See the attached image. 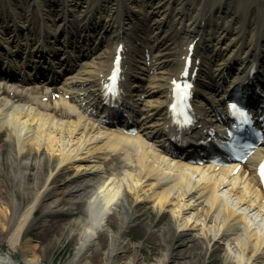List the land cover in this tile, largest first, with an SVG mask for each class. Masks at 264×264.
Instances as JSON below:
<instances>
[{
	"label": "bare ground",
	"instance_id": "obj_1",
	"mask_svg": "<svg viewBox=\"0 0 264 264\" xmlns=\"http://www.w3.org/2000/svg\"><path fill=\"white\" fill-rule=\"evenodd\" d=\"M255 56L264 0H0V264L53 262L64 236L65 264H135L133 230L162 243L158 264L201 245L264 264V144L244 163L200 147Z\"/></svg>",
	"mask_w": 264,
	"mask_h": 264
},
{
	"label": "rangeland",
	"instance_id": "obj_2",
	"mask_svg": "<svg viewBox=\"0 0 264 264\" xmlns=\"http://www.w3.org/2000/svg\"><path fill=\"white\" fill-rule=\"evenodd\" d=\"M15 86L18 87V89H25L27 85L19 86L15 84ZM6 96L5 91L1 88L0 89V97ZM18 101H26L23 99L17 98ZM36 170V165L34 164L31 171L30 181H33V173ZM43 214V210L39 209L37 211L36 216L39 218ZM156 218V217H154ZM161 223L156 224V227H159ZM30 235L37 236L38 233L35 230H30L28 232ZM132 233L136 235V238L133 240L135 241V250L137 251L138 258L135 261V264H158L161 257H163L162 251V243L159 240L156 239H147L142 236V233L138 230H133ZM75 247V240L73 238H69L68 236H64L61 239L60 243H57L55 247L51 249V254L53 255V262L50 261V259H46V264H65L68 258L70 257V252L74 250ZM1 248L3 249V252H9V251H15L12 248H10L7 241H3L1 243ZM20 249H18L16 254L18 257H21ZM219 256H209L205 255L204 252V246H198L192 255L193 261H195L193 264H221L220 261H218Z\"/></svg>",
	"mask_w": 264,
	"mask_h": 264
},
{
	"label": "snow or ice",
	"instance_id": "obj_3",
	"mask_svg": "<svg viewBox=\"0 0 264 264\" xmlns=\"http://www.w3.org/2000/svg\"><path fill=\"white\" fill-rule=\"evenodd\" d=\"M113 79H115V76L113 77ZM175 84V88H176V92L179 95L181 92H183L184 95L188 94V89L191 87L190 84H182L179 81H174ZM173 107L175 108L176 105H173ZM233 107H236L235 105H233ZM260 174L262 177H264V164H262L260 166Z\"/></svg>",
	"mask_w": 264,
	"mask_h": 264
}]
</instances>
